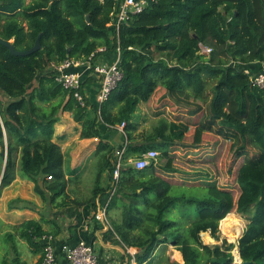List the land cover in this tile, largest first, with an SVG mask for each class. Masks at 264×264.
Returning a JSON list of instances; mask_svg holds the SVG:
<instances>
[{
	"label": "trees",
	"instance_id": "obj_1",
	"mask_svg": "<svg viewBox=\"0 0 264 264\" xmlns=\"http://www.w3.org/2000/svg\"><path fill=\"white\" fill-rule=\"evenodd\" d=\"M118 1L0 0V38L17 51L32 48L39 34L41 44L25 57L0 45V195L20 174L34 183L42 201L66 205L72 182L90 169L94 181L87 204L92 208L105 204L115 186L108 213L119 210L117 219H110L117 239L105 231L103 240L136 249L135 264H153L168 244L182 263L166 264H264V89L250 80L264 70V0H154L116 31L111 21ZM200 45L210 53L201 54ZM100 48L104 52H96ZM117 50L122 78L102 103L83 95V87L96 81L92 76L79 88L83 105L55 81L53 65L85 61L92 54L93 60L115 56ZM158 90L196 100L198 121L192 126L177 115L168 120L163 111H151L157 122L139 130L138 105ZM64 112L79 125V139L98 141L86 166L70 168L53 141ZM190 126L194 148L209 133L243 158L235 173L236 198L214 181L174 184L164 175L177 173L173 153L182 148ZM113 135L118 136L113 140ZM124 142L123 165L113 185L114 155ZM148 150L157 157L136 170L132 162ZM18 204L29 202L16 199L8 207ZM229 214L247 222L237 244H204L200 235L207 232L219 242V222ZM12 230L32 254L41 253L36 264L44 253L42 237L57 234L42 231L35 220ZM5 239L12 241L13 235ZM235 247L240 263H234ZM61 248L55 251L59 264Z\"/></svg>",
	"mask_w": 264,
	"mask_h": 264
},
{
	"label": "rangeland",
	"instance_id": "obj_2",
	"mask_svg": "<svg viewBox=\"0 0 264 264\" xmlns=\"http://www.w3.org/2000/svg\"><path fill=\"white\" fill-rule=\"evenodd\" d=\"M0 24L2 25L3 21ZM199 106L196 100L191 99L185 94H166L164 90H158L149 102L138 105L135 116L137 117L139 130L143 132L149 130L157 122V118L152 116L151 111H163L168 120H170L172 114L177 115L179 121L187 120L189 123L192 122L193 126L199 119V114H196ZM68 114L70 113H62L61 116L64 117L62 118L63 121H66ZM193 130L194 128L190 126L189 131L180 144L182 148L176 149L173 153V166L177 170V173L172 176L164 175L167 176L166 178L169 181L175 179L174 184H185L181 181L187 180L196 183L197 181L201 182L204 180L214 181L219 187L230 190L233 197L236 198L238 188L235 184V173L243 158H236L234 156V148H231L229 142H225L209 133L204 134L201 144L194 148L192 145ZM117 136L115 135L113 140ZM62 137L66 136L62 135ZM120 143L121 141L118 142L117 146ZM74 146L75 143L71 139L68 140V142L62 145L63 153ZM82 157L83 154L81 155ZM92 173V170L85 169V173L81 177L83 179L78 184L75 183L70 186L69 189L75 192L78 197H89L94 181ZM17 175L20 176V174ZM117 211L119 213V210H112L109 213L111 220H115L114 217L118 216ZM236 215L239 217L241 225L240 232L236 233L235 236L223 235L221 232L222 221H220L219 242H216L208 232L201 233V241L206 245H220L223 241L236 245L247 224L245 219L241 218L238 214ZM10 230L12 231V229ZM10 233H13V231ZM0 234V264H35L38 261V258L32 256L31 250L25 241H20L17 238H13L10 241L5 239V236L8 234H4V237L2 233ZM206 236H208L209 240H207ZM165 248V251L159 250L156 253L153 264H166L167 261L182 263V257L173 245L168 244ZM236 249L237 247L232 251L234 260L237 259Z\"/></svg>",
	"mask_w": 264,
	"mask_h": 264
},
{
	"label": "crops",
	"instance_id": "obj_3",
	"mask_svg": "<svg viewBox=\"0 0 264 264\" xmlns=\"http://www.w3.org/2000/svg\"><path fill=\"white\" fill-rule=\"evenodd\" d=\"M101 58L107 63H112L114 55L106 53ZM261 65L263 64L259 66ZM253 66H257V64H253ZM98 91L99 83L97 81L88 83L83 87V95L90 102L96 101ZM62 118L64 117L60 116L59 121L54 126L53 141L60 146L61 151L63 150L62 145L68 142V140L71 139L75 143L73 148L64 151L69 160L70 168L74 169L90 163V159L97 147V139H79V125L73 122L71 115L68 114L66 121H63ZM62 135L66 137H62ZM82 154L83 157L81 158ZM82 179L80 177L77 181L72 182L71 186L75 183L78 184ZM104 184H106L105 181ZM68 196L66 205L55 207L48 200H41L34 191L33 182L16 175L13 182L0 195V233L3 236L4 234H12L13 238L19 239V232L12 230L13 233H10L12 232L10 229L13 226L29 220L39 221L42 231L52 234L54 232L57 233L53 236L57 251L59 246L72 247L78 242L83 241L92 247L97 256L98 264H122L125 260L122 244L116 240L113 242L104 241L103 233L105 231L99 229L98 223L94 220L93 215L96 212L95 208L99 206L98 202H96V207L92 208L87 204V201L89 202L90 199L89 197H78L71 190L68 191ZM16 199L27 201L29 205L18 204L16 209L9 208L8 204L10 201ZM74 200L80 201V205H74L72 203ZM117 217L115 216L114 219H117ZM134 250L137 252L136 249ZM32 256L38 258L39 261L41 253H34ZM61 256H64L62 252ZM63 262L60 261V264H63Z\"/></svg>",
	"mask_w": 264,
	"mask_h": 264
},
{
	"label": "built area",
	"instance_id": "obj_4",
	"mask_svg": "<svg viewBox=\"0 0 264 264\" xmlns=\"http://www.w3.org/2000/svg\"><path fill=\"white\" fill-rule=\"evenodd\" d=\"M154 0H120L117 2L116 9L113 13L111 21L112 26L118 31L119 26L128 20L131 16L142 13ZM110 24V25H111ZM211 49L200 45L201 54H209ZM96 52H104V48L98 49ZM119 50L114 56L112 63H107L101 56L93 60V54L87 60H65L59 65H53L55 81L59 83L65 90H72L73 98L83 105L84 101L79 93V88L82 85L83 78L94 77L99 83V91L96 96V101L102 103L116 87L117 83L122 78V72L119 68ZM251 83L254 87L264 89V70L258 74L250 77ZM123 126V125H122ZM120 126V129L122 128ZM125 151V142L118 148L114 155V171L112 174L113 185L119 179L120 170L123 165V156ZM158 153L155 150H148L142 154L141 157L132 162L136 170L145 169L149 163L157 157ZM115 186L110 191V198L114 194ZM103 205H99L94 213V220L101 225V230L110 231L114 234L109 213V200ZM116 237V236H115ZM117 239V237H116ZM44 245L43 257L39 264H59L54 245V238L52 236H43L41 239ZM125 252V260L122 264H135L136 251L134 249L126 248L122 245ZM62 253L64 254L63 261L67 264H98V259L92 247L83 241L78 242L72 247L62 246ZM237 254V249H236ZM234 263H239V259L234 260Z\"/></svg>",
	"mask_w": 264,
	"mask_h": 264
},
{
	"label": "water",
	"instance_id": "obj_5",
	"mask_svg": "<svg viewBox=\"0 0 264 264\" xmlns=\"http://www.w3.org/2000/svg\"><path fill=\"white\" fill-rule=\"evenodd\" d=\"M2 3L0 2V5ZM86 20L88 21V17H86ZM0 45L6 49H8L9 53L15 57H25V56H28L32 53H35L37 51H39L41 49V44H40V34L37 36L36 40H35V43L33 45L32 48H30L29 50H26V51H17L12 42L11 41H5L3 39L0 38ZM41 185V184H39ZM226 218V217H225ZM222 221V220H221ZM243 234V232H242ZM242 234L240 235L239 239L242 237ZM238 239V240H239ZM237 240V242H238ZM237 254H238V259L240 261V256H239V251H238V248H237ZM240 263V262H239Z\"/></svg>",
	"mask_w": 264,
	"mask_h": 264
},
{
	"label": "bare ground",
	"instance_id": "obj_6",
	"mask_svg": "<svg viewBox=\"0 0 264 264\" xmlns=\"http://www.w3.org/2000/svg\"><path fill=\"white\" fill-rule=\"evenodd\" d=\"M240 225H241V222L239 220V217L237 215L229 214L226 216V218L222 220L221 232L223 235L235 236L236 233L240 232ZM206 237H207V240H209L208 236Z\"/></svg>",
	"mask_w": 264,
	"mask_h": 264
},
{
	"label": "clouds",
	"instance_id": "obj_7",
	"mask_svg": "<svg viewBox=\"0 0 264 264\" xmlns=\"http://www.w3.org/2000/svg\"><path fill=\"white\" fill-rule=\"evenodd\" d=\"M240 262V261H239Z\"/></svg>",
	"mask_w": 264,
	"mask_h": 264
}]
</instances>
